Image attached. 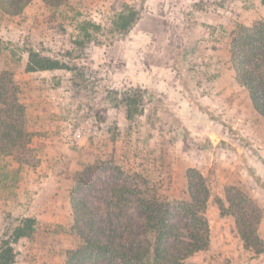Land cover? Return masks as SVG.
Segmentation results:
<instances>
[{
  "label": "rangeland",
  "instance_id": "rangeland-1",
  "mask_svg": "<svg viewBox=\"0 0 264 264\" xmlns=\"http://www.w3.org/2000/svg\"><path fill=\"white\" fill-rule=\"evenodd\" d=\"M130 6L140 18L119 34L115 22ZM263 16L262 0H32L18 15L0 8V72L12 71L19 84L36 160L0 155V236L17 217L36 219L16 260L65 264L79 243L71 195L89 164L113 175L100 166L116 162L123 180L162 201L189 199V170L199 171L217 209L219 199L229 205L226 189L245 192L243 176L262 182L264 168L257 175L248 164L264 150V117H251L257 110L231 68L230 41L237 26ZM29 49L77 70L28 71ZM131 88L146 94L126 121L112 98ZM131 213L140 227L144 213ZM215 217L214 246L187 261L258 264L234 217Z\"/></svg>",
  "mask_w": 264,
  "mask_h": 264
},
{
  "label": "trees",
  "instance_id": "trees-1",
  "mask_svg": "<svg viewBox=\"0 0 264 264\" xmlns=\"http://www.w3.org/2000/svg\"><path fill=\"white\" fill-rule=\"evenodd\" d=\"M32 0H0V8L18 15ZM60 5L69 0H43ZM264 3V0H262ZM140 11L130 6L117 17L116 31L128 33L140 18ZM99 27L97 24H92ZM28 71L67 69L70 66L51 56L29 49ZM231 68L244 86L257 112L264 117V16L250 25L237 26L230 41ZM79 78V75H78ZM145 90L131 88L116 92L113 107L124 113L126 121L139 112ZM28 128L26 106L20 87L10 70L0 72V155H11L18 163L35 162ZM113 175L102 174L97 164L87 165L71 195L72 230L79 238L67 249L65 264H196L187 259L210 245V222L206 216L210 189L202 173L189 170V199L162 201L146 198L136 181L123 180V170L116 162L100 166ZM228 206L217 200L222 215L230 214L246 248L264 253V240L258 233L261 213L256 202L244 191L226 189ZM144 213L140 227L133 222L131 210ZM36 231V219L17 217L5 226L0 236V264L16 261V244Z\"/></svg>",
  "mask_w": 264,
  "mask_h": 264
},
{
  "label": "crops",
  "instance_id": "crops-1",
  "mask_svg": "<svg viewBox=\"0 0 264 264\" xmlns=\"http://www.w3.org/2000/svg\"><path fill=\"white\" fill-rule=\"evenodd\" d=\"M260 114L255 113L253 115H251L252 118L254 117H259ZM249 126H247L246 130L248 131ZM250 131H253V125L252 128L250 129ZM249 135H253L250 132H248ZM248 136V135H247ZM249 139H252L254 142H257L259 140H257L256 136H253ZM261 141H259L260 143ZM264 146V145H263ZM253 163H249L248 166H251L253 168V170H256V174L260 175V172H262L263 168H264V150H262V154L261 157L258 158L257 160L252 161ZM264 172V171H263ZM264 177V173L262 174ZM243 183L247 186L245 188V193H247L260 207H261V218H260V223H259V227H258V233L259 236L261 237V239L264 240V178L262 179V182H257L256 179L253 176H243L242 177ZM220 196L222 197V194H220ZM212 199H213V195L211 197H209V201H208V209H207V215L210 219V223L212 222V218H216L215 214H217V216H219L221 219H231V215L230 214H226V215H222L220 212V209H217L213 203H212ZM218 218V217H217ZM212 224V223H211ZM210 224V246H214L213 244V238L211 235L212 232V226ZM220 235L222 236V238H226V232L222 231L220 233ZM256 263L258 264H264V253L261 254H256ZM13 264H22V261H20V263L16 260L15 263Z\"/></svg>",
  "mask_w": 264,
  "mask_h": 264
},
{
  "label": "built area",
  "instance_id": "built-area-1",
  "mask_svg": "<svg viewBox=\"0 0 264 264\" xmlns=\"http://www.w3.org/2000/svg\"><path fill=\"white\" fill-rule=\"evenodd\" d=\"M78 132H80V131H78Z\"/></svg>",
  "mask_w": 264,
  "mask_h": 264
}]
</instances>
